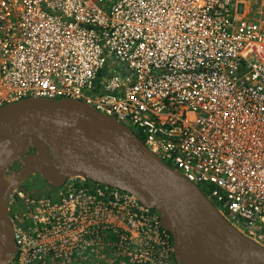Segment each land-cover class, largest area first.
Masks as SVG:
<instances>
[{
  "label": "built area",
  "instance_id": "obj_1",
  "mask_svg": "<svg viewBox=\"0 0 264 264\" xmlns=\"http://www.w3.org/2000/svg\"><path fill=\"white\" fill-rule=\"evenodd\" d=\"M82 101L264 247V0H0V107ZM8 264H173L136 195L68 176L8 193Z\"/></svg>",
  "mask_w": 264,
  "mask_h": 264
},
{
  "label": "water",
  "instance_id": "obj_2",
  "mask_svg": "<svg viewBox=\"0 0 264 264\" xmlns=\"http://www.w3.org/2000/svg\"><path fill=\"white\" fill-rule=\"evenodd\" d=\"M18 158L16 179L8 181L5 171ZM34 173L47 188L81 175L136 195L160 213L176 264H264V247L235 229L132 129L82 101L52 97L0 107V264L15 251L6 197Z\"/></svg>",
  "mask_w": 264,
  "mask_h": 264
},
{
  "label": "rangeland",
  "instance_id": "obj_3",
  "mask_svg": "<svg viewBox=\"0 0 264 264\" xmlns=\"http://www.w3.org/2000/svg\"><path fill=\"white\" fill-rule=\"evenodd\" d=\"M34 150L32 149L31 152ZM22 163L20 158L16 159L5 171V178L8 181L16 179V172L20 169ZM20 186L28 193L39 195L46 192L48 182L40 173H34L26 179L19 182ZM175 264V261L173 262Z\"/></svg>",
  "mask_w": 264,
  "mask_h": 264
},
{
  "label": "trees",
  "instance_id": "obj_4",
  "mask_svg": "<svg viewBox=\"0 0 264 264\" xmlns=\"http://www.w3.org/2000/svg\"><path fill=\"white\" fill-rule=\"evenodd\" d=\"M83 264H91V263H88V262H87V263H83ZM175 264H176V263H175Z\"/></svg>",
  "mask_w": 264,
  "mask_h": 264
}]
</instances>
